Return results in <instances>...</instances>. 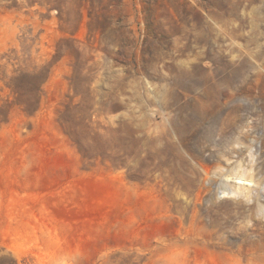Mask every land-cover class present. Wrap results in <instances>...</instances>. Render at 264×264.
Instances as JSON below:
<instances>
[{
  "label": "rangeland",
  "instance_id": "obj_1",
  "mask_svg": "<svg viewBox=\"0 0 264 264\" xmlns=\"http://www.w3.org/2000/svg\"><path fill=\"white\" fill-rule=\"evenodd\" d=\"M236 161L264 177V0H0V258L264 264Z\"/></svg>",
  "mask_w": 264,
  "mask_h": 264
},
{
  "label": "bare ground",
  "instance_id": "obj_2",
  "mask_svg": "<svg viewBox=\"0 0 264 264\" xmlns=\"http://www.w3.org/2000/svg\"><path fill=\"white\" fill-rule=\"evenodd\" d=\"M238 73V72H237ZM225 78V77H224ZM226 82L227 79H224ZM225 83H221L218 81H214L211 86H209L205 90V99H201V106L203 109H208L209 111L215 110V108H212L213 106H216L217 104L223 102L222 98L223 96H227V87L224 86ZM222 90V91H220ZM224 98V100H225ZM207 110V111H208ZM227 130H229V127H224L221 129L222 133H225ZM257 146L254 145V140L252 145L246 146L241 151V155L243 153H248L251 158H255L254 151ZM202 163L208 164V160L204 158H200ZM252 161L251 165L245 164L243 161H236L237 164L232 168L228 169V172L226 174L227 177V186L223 188V191L220 193L223 195V197H245L248 199V201H255V203L260 207L264 208V201L259 198V195L261 191L259 190L260 186H263L264 184V177L261 176V172L257 171V168L255 167L254 163ZM219 167H221L219 165ZM213 183V182H212ZM212 183L205 187L204 194L205 197L203 200L208 199L212 197L213 195V189H212ZM264 189V188H263ZM254 196H258L254 197ZM202 205V202L200 203V206ZM240 250H248L253 256L256 254L248 244H242L239 247ZM252 251V252H251ZM248 252V253H249ZM248 254L251 256V254Z\"/></svg>",
  "mask_w": 264,
  "mask_h": 264
},
{
  "label": "trees",
  "instance_id": "obj_3",
  "mask_svg": "<svg viewBox=\"0 0 264 264\" xmlns=\"http://www.w3.org/2000/svg\"><path fill=\"white\" fill-rule=\"evenodd\" d=\"M0 264H15L13 263V261H9L8 259L6 258H0Z\"/></svg>",
  "mask_w": 264,
  "mask_h": 264
}]
</instances>
